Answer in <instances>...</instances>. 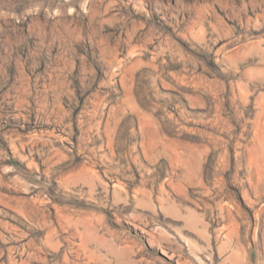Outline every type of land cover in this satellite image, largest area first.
I'll return each mask as SVG.
<instances>
[{"label":"rangeland","instance_id":"1","mask_svg":"<svg viewBox=\"0 0 264 264\" xmlns=\"http://www.w3.org/2000/svg\"><path fill=\"white\" fill-rule=\"evenodd\" d=\"M0 264H264V0H0Z\"/></svg>","mask_w":264,"mask_h":264}]
</instances>
